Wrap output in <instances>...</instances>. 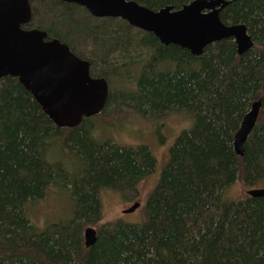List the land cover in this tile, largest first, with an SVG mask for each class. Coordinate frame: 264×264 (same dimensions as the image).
I'll list each match as a JSON object with an SVG mask.
<instances>
[{"label": "trees", "instance_id": "1", "mask_svg": "<svg viewBox=\"0 0 264 264\" xmlns=\"http://www.w3.org/2000/svg\"><path fill=\"white\" fill-rule=\"evenodd\" d=\"M132 1L159 11L180 10L194 0ZM226 1L232 3L221 21L244 24L254 42L243 55L227 39L195 57L124 20L95 18L75 4L32 0L26 28L67 44L109 89L120 73V88L110 89L101 114L60 129L18 79L0 80V264H264V198H224L238 182L264 186V0ZM87 45L108 69L95 72L94 59L83 50ZM124 88L122 104L131 114L161 120L185 113L194 122L170 148L144 222L103 225L97 242L86 248L85 229L102 219L101 192L134 190L157 167L148 146L128 148L94 135L96 119L110 116L111 107L115 112L121 103L115 92ZM258 100L259 120L240 157L235 135ZM50 190L68 193L73 213L41 231L28 215Z\"/></svg>", "mask_w": 264, "mask_h": 264}, {"label": "water", "instance_id": "2", "mask_svg": "<svg viewBox=\"0 0 264 264\" xmlns=\"http://www.w3.org/2000/svg\"><path fill=\"white\" fill-rule=\"evenodd\" d=\"M60 1L85 8L95 18H113L153 34L164 46L175 45L195 57L209 46L232 39L239 55L254 47L244 24L226 25L221 12L232 1L194 0L180 10L168 6L153 11L132 0H44ZM33 20L32 0H0V80L12 77L40 105L60 129H73L84 119L102 113L109 99V83L91 75V63L75 55L58 39H49L44 30L28 29ZM262 101H256L235 135L234 148L244 156V146L256 127ZM251 198H264V187L247 191ZM135 203L124 214L134 213ZM98 239L97 230L84 231L86 248Z\"/></svg>", "mask_w": 264, "mask_h": 264}, {"label": "rangeland", "instance_id": "3", "mask_svg": "<svg viewBox=\"0 0 264 264\" xmlns=\"http://www.w3.org/2000/svg\"><path fill=\"white\" fill-rule=\"evenodd\" d=\"M83 50L85 54H88V57L94 59L96 73L99 74L103 69H108V66L101 62L90 45L84 46ZM117 57L113 58V65L118 63L116 61ZM123 73L125 72L123 71ZM119 74L112 81L110 85L111 90L120 88V85L117 83ZM129 84L132 85V80H130ZM115 93V97L121 103L115 108V112H112V107L108 109L106 115L110 116L107 118H105L106 116H101V118L96 119V127L93 126L92 129L95 137L100 141L110 140L119 146L128 148L146 145L155 157L157 167L155 172L141 180L134 190L118 191L107 189L101 192L102 219L98 225L90 226L96 230L103 225L117 221L128 224H142L144 222L146 203L158 184L163 168L169 161L170 148L182 132L192 128L194 122L185 113H171L161 120L144 119L139 115L131 114V112L134 113V110L122 104L125 95L128 93L127 88L120 89ZM63 157L64 155L61 158ZM250 189L253 188H246L238 182L224 193V198L230 202L243 199L247 196V191ZM59 194L57 191L55 193V191L50 190L46 198L36 203L32 207V210L29 211L30 216L28 215V218L37 229L42 231L50 224L66 220L72 216L73 205L68 193L59 191ZM135 203L141 204L139 209L131 214L123 213Z\"/></svg>", "mask_w": 264, "mask_h": 264}]
</instances>
